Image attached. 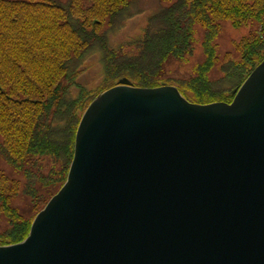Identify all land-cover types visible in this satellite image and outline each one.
<instances>
[{
  "label": "water",
  "instance_id": "water-1",
  "mask_svg": "<svg viewBox=\"0 0 264 264\" xmlns=\"http://www.w3.org/2000/svg\"><path fill=\"white\" fill-rule=\"evenodd\" d=\"M232 94L101 93L67 182L0 264H264V61Z\"/></svg>",
  "mask_w": 264,
  "mask_h": 264
},
{
  "label": "trees",
  "instance_id": "trees-1",
  "mask_svg": "<svg viewBox=\"0 0 264 264\" xmlns=\"http://www.w3.org/2000/svg\"><path fill=\"white\" fill-rule=\"evenodd\" d=\"M147 6L141 32L114 41ZM227 25L243 30L223 48ZM197 46L189 74H165ZM94 54L102 76L91 88L82 80ZM263 61L264 0H0V246L26 240L67 182L80 122L101 93L170 85L196 104L231 103Z\"/></svg>",
  "mask_w": 264,
  "mask_h": 264
},
{
  "label": "rangeland",
  "instance_id": "rangeland-1",
  "mask_svg": "<svg viewBox=\"0 0 264 264\" xmlns=\"http://www.w3.org/2000/svg\"><path fill=\"white\" fill-rule=\"evenodd\" d=\"M148 9L145 11L146 13L141 14L136 16L135 18H132L127 21L125 26L121 29L120 32H118L115 37L114 41L116 42H121L125 41L131 37L137 36L141 30L146 26L147 22V17L151 13L149 7L147 6ZM242 30L243 29H234L231 26L227 25L222 37L220 44L223 48H230L232 38H239L242 35ZM203 58L202 54V49L200 46H197L194 57L189 58L185 61V63H180L176 59H170L166 64L164 69L165 74H168L171 77H176V76H186L189 74L193 67L201 61ZM87 71L83 75V80L82 82L86 84L88 87H95L99 84L101 76H102V71H101V64L99 62V57L96 56L95 54L90 56L87 60ZM15 200V205L22 204V202L19 200Z\"/></svg>",
  "mask_w": 264,
  "mask_h": 264
}]
</instances>
